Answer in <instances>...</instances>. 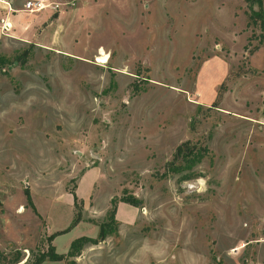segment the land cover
Wrapping results in <instances>:
<instances>
[{"label": "rangeland", "instance_id": "rangeland-1", "mask_svg": "<svg viewBox=\"0 0 264 264\" xmlns=\"http://www.w3.org/2000/svg\"><path fill=\"white\" fill-rule=\"evenodd\" d=\"M6 1L0 264H264V0Z\"/></svg>", "mask_w": 264, "mask_h": 264}, {"label": "trees", "instance_id": "trees-1", "mask_svg": "<svg viewBox=\"0 0 264 264\" xmlns=\"http://www.w3.org/2000/svg\"><path fill=\"white\" fill-rule=\"evenodd\" d=\"M199 149L201 150H197L192 156H189L188 158H186V161H187L186 168H190L196 161H199L208 151V148L206 145H204L202 148H199ZM25 191L29 193V190L27 188L25 189ZM70 191L73 194L74 204L77 205L75 192L74 190H70ZM118 200H123L133 205H138L139 203L138 198L130 194L122 195L120 197L112 196L110 198V208L106 210V214H108L107 215L108 220L102 221L99 224V230H98L97 236L92 237V236L82 234V235L75 237L70 242L69 249L67 250L65 254L57 252L54 248V245L50 244L49 245L50 250L48 249L47 251H42L41 253H39L32 260L31 264H40L45 259L57 260V259H62L65 255H75L79 252V249L82 247V245L85 242L90 241L92 243H96L97 241L103 239L108 232L114 231L116 227L115 225H113V223H116L118 221L115 217L116 203ZM80 217H81V214H80V209H79L73 218L72 224L75 223ZM57 232L51 233L49 235V239H52V237ZM15 258L17 259V256H15Z\"/></svg>", "mask_w": 264, "mask_h": 264}, {"label": "crops", "instance_id": "crops-1", "mask_svg": "<svg viewBox=\"0 0 264 264\" xmlns=\"http://www.w3.org/2000/svg\"><path fill=\"white\" fill-rule=\"evenodd\" d=\"M0 1H3V2H5L6 4L8 3L6 0H0ZM6 7V5L5 4H1V2H0V18L1 17H3V16H5V18L3 19V21H4V24L6 25L5 26V29H8L9 27H11V30H12V28H13V24L15 25V23L17 22L16 21V17L19 15V14H21V15H23V12L22 11H18L17 13H11V12H8V13H6L5 11H6V9H3L2 10V7ZM11 9V8H10ZM38 12H41V16H46V15H48V13H49V10H42V11H38ZM7 20H9V21H7ZM2 23V22H1ZM18 31H21V30H18ZM23 32V31H22ZM20 33L19 35H21V34H23V33ZM3 38H4V29H1L0 28V47H1V41L3 40ZM135 207V206H134ZM22 208V206H21V204L19 205V207L17 208L18 210L19 209H21ZM105 211H106V209H105ZM88 216V215H87ZM87 216H85V218L84 219H86L87 220V223H91V224H93V225H95L96 226V228H97V233H98V230H99V227H98V224H96L94 221H90V220H88V218H86ZM116 219H117V217H116ZM118 220V219H117ZM118 222L121 224L122 223V221L121 220H118ZM46 225H47V221H46ZM4 230V229H3ZM5 231V230H4ZM6 232V234H7V231H5ZM46 232L47 233H51V232H53V231H47L46 230ZM97 233H96V235H97ZM85 234V233H84ZM8 235V234H7ZM80 235H82V234H80ZM85 235H88V234H85ZM96 235H88V236H92V237H95ZM79 236V235H78ZM55 236H53L52 237V241H53V244L55 243V238H54ZM54 246H55V250H56V245L54 244ZM69 249V246L67 247V249H65V250H61V251H59V250H56L57 252H59V253H64V252H67V250Z\"/></svg>", "mask_w": 264, "mask_h": 264}, {"label": "built area", "instance_id": "built-area-1", "mask_svg": "<svg viewBox=\"0 0 264 264\" xmlns=\"http://www.w3.org/2000/svg\"><path fill=\"white\" fill-rule=\"evenodd\" d=\"M9 4V3H8ZM59 2L57 0H22L23 9L29 11L41 10V9H55L58 6ZM11 7V5L9 6ZM5 17L0 18V28L3 29L4 19ZM2 22V23H1Z\"/></svg>", "mask_w": 264, "mask_h": 264}, {"label": "bare ground", "instance_id": "bare-ground-1", "mask_svg": "<svg viewBox=\"0 0 264 264\" xmlns=\"http://www.w3.org/2000/svg\"><path fill=\"white\" fill-rule=\"evenodd\" d=\"M42 10H47V9H41V10H35V11H42ZM5 26H6L5 24L2 26L3 29H5ZM97 60L99 62H104L106 60V55H105V53L101 49L99 51V56L97 57Z\"/></svg>", "mask_w": 264, "mask_h": 264}]
</instances>
